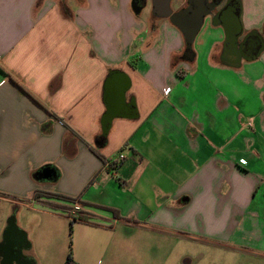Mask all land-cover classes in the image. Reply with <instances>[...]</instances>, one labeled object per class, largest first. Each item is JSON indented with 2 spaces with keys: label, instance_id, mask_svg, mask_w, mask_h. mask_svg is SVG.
<instances>
[{
  "label": "crops",
  "instance_id": "1",
  "mask_svg": "<svg viewBox=\"0 0 264 264\" xmlns=\"http://www.w3.org/2000/svg\"><path fill=\"white\" fill-rule=\"evenodd\" d=\"M185 5L171 20L131 0H0V264H64L74 201L56 195L87 217L74 264L264 259V0H221L190 49Z\"/></svg>",
  "mask_w": 264,
  "mask_h": 264
},
{
  "label": "water",
  "instance_id": "2",
  "mask_svg": "<svg viewBox=\"0 0 264 264\" xmlns=\"http://www.w3.org/2000/svg\"><path fill=\"white\" fill-rule=\"evenodd\" d=\"M151 1H152L153 6H157L159 8V13H160L159 15H165V16H168L171 20H174L176 14H171V10H170V4H171L172 0H151ZM199 4L201 5L202 8H203V6L208 4L209 8H207V9L200 8L197 11H193V13L191 14V20L193 21V25L189 26L187 29H182V32L184 35V40L186 43V47L189 49L191 48L192 41H193L198 29L200 28V26L202 24L203 18L206 15H209L212 12V9L215 7L214 4L208 3L207 0H200ZM131 8L134 11V13L137 14L141 11L142 6L136 7V5L133 3V0H131ZM224 31H225L226 42L228 45L235 46V45L239 44V39H240V36L242 34V31H241L240 27H239V29H237L235 22L230 23L228 28H226L224 26ZM108 80L109 79L107 78L106 81L108 82ZM127 89H128V84L123 85L117 89L116 101L119 103L118 105H120V106H122L123 102L126 101L125 92ZM113 108L114 107L112 105L107 104L106 111L102 115L101 129H102V134H104V135H106V133L108 132L111 120L115 116V112H114ZM40 175L43 178H51L54 176V171H53L52 167L45 166L42 169Z\"/></svg>",
  "mask_w": 264,
  "mask_h": 264
},
{
  "label": "rangeland",
  "instance_id": "3",
  "mask_svg": "<svg viewBox=\"0 0 264 264\" xmlns=\"http://www.w3.org/2000/svg\"><path fill=\"white\" fill-rule=\"evenodd\" d=\"M176 5V0H173L172 1V5ZM152 1H149L148 4L141 10L140 14L138 15L140 18H147L151 15L152 13ZM72 205H69V208H66L67 211H69L71 209ZM64 237H63V248H64V252H66L65 254L68 253L69 251V240H70V236L67 234L66 230H65V233H64ZM48 246H52L51 242L49 243ZM204 251H207L208 252V256L209 257H212V256H218L217 258H223L225 261V264H227L228 260H229V254L228 252L226 251V249L224 250H219V249H214L212 247L210 248H206L202 249ZM67 256V255H66ZM234 257V255H231ZM236 257H240L239 258V264H264V259L260 258V257H257L253 254H251L250 252L248 251H245V250H242L240 251L239 254H235V259Z\"/></svg>",
  "mask_w": 264,
  "mask_h": 264
},
{
  "label": "built area",
  "instance_id": "4",
  "mask_svg": "<svg viewBox=\"0 0 264 264\" xmlns=\"http://www.w3.org/2000/svg\"><path fill=\"white\" fill-rule=\"evenodd\" d=\"M124 158L122 153H118V155L113 159H107L104 161V174L106 177L118 179L117 167L119 162ZM81 213V205L74 201L72 203V207L69 211H66L65 214L70 218H76Z\"/></svg>",
  "mask_w": 264,
  "mask_h": 264
},
{
  "label": "flooded vegetation",
  "instance_id": "5",
  "mask_svg": "<svg viewBox=\"0 0 264 264\" xmlns=\"http://www.w3.org/2000/svg\"><path fill=\"white\" fill-rule=\"evenodd\" d=\"M151 0H133V3L136 5V7L142 6V9L148 4V2ZM221 0H212V2H210V4H214L215 6H217V4L220 2ZM182 9H189L190 11H197L199 10L201 7V5L195 1V0H186V5L182 6ZM207 9L209 8V5L206 4L205 6H203L202 9ZM217 8V7H215ZM141 9V10H142ZM152 14L153 15H159V8L157 6H153L152 8ZM240 46H244V42L241 43Z\"/></svg>",
  "mask_w": 264,
  "mask_h": 264
},
{
  "label": "trees",
  "instance_id": "6",
  "mask_svg": "<svg viewBox=\"0 0 264 264\" xmlns=\"http://www.w3.org/2000/svg\"><path fill=\"white\" fill-rule=\"evenodd\" d=\"M2 70L5 71L3 68H2ZM98 141L100 142V144H104L106 142V136H100L98 138ZM56 196H57L58 199H62V200H65V201H71V202L75 201L73 199H68V198L62 197L61 195H56ZM78 219L86 220L87 217L80 213L76 218L70 219V222H69V236H70L69 251L67 253L66 260H65L64 264H74L73 261H72V254H71V232H72V223H73V221H76Z\"/></svg>",
  "mask_w": 264,
  "mask_h": 264
}]
</instances>
